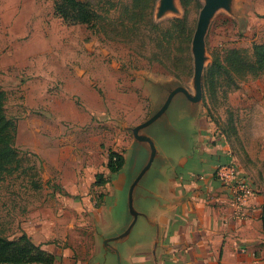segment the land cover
<instances>
[{"label":"rangeland","instance_id":"rangeland-1","mask_svg":"<svg viewBox=\"0 0 264 264\" xmlns=\"http://www.w3.org/2000/svg\"><path fill=\"white\" fill-rule=\"evenodd\" d=\"M89 1L101 14L96 26L64 21L53 0H0V87L21 163L0 177V233L14 238L37 223L48 241L70 247L80 260L99 237L94 217L109 210L114 196L112 214L128 210L131 182L151 144L133 139L127 145L131 127L152 112L154 88L162 82V93L177 84L192 87L191 39L203 3L185 7L180 1L179 14L157 17V0ZM174 19L184 20L177 26ZM261 41L264 0H231L230 9L215 10L204 36L199 123L216 140L223 135L221 149L264 194V72L222 75L214 95L205 88L214 57L223 59L230 47L251 56L252 43ZM247 82L261 92L239 101ZM175 99L145 128L152 135L163 131L167 143L184 108ZM111 149L127 153L116 174L106 164ZM72 182L77 188L69 191Z\"/></svg>","mask_w":264,"mask_h":264},{"label":"crops","instance_id":"crops-1","mask_svg":"<svg viewBox=\"0 0 264 264\" xmlns=\"http://www.w3.org/2000/svg\"><path fill=\"white\" fill-rule=\"evenodd\" d=\"M239 89L243 95L239 101L249 102L250 97L261 92L251 82ZM201 103L196 115L184 123L190 132L187 138H181L183 142L167 147L161 138L157 141L159 155L138 194L137 209L141 214L127 239L111 241L120 250L122 264H264L260 220L264 194L255 192L244 206L243 215L233 213L228 197L212 174L213 166L229 156L219 145L225 138L219 134L216 140L208 125H200ZM122 153L124 165L127 153ZM75 187L76 182L66 185L69 191ZM111 203L106 213L94 217L99 237L84 260L70 253V247L48 241L37 223L24 231L55 255L54 264H118L103 239L121 232L129 216L112 214L115 196Z\"/></svg>","mask_w":264,"mask_h":264},{"label":"trees","instance_id":"trees-1","mask_svg":"<svg viewBox=\"0 0 264 264\" xmlns=\"http://www.w3.org/2000/svg\"><path fill=\"white\" fill-rule=\"evenodd\" d=\"M186 7L190 3L199 4L198 0H180ZM54 11L64 21L72 23H85L96 26L101 14L89 0H53ZM184 19H174L177 26H181ZM191 30L186 32L184 42L188 44ZM264 72V41L252 43V55L247 56L237 47L226 49L223 59L214 57L211 65L205 72V88L211 95L217 91L220 76L233 74L246 77H256ZM235 81L232 79V83ZM5 91L0 87V177L12 173L20 167V155L14 145L16 125L7 117L4 109ZM124 162L122 152L111 149L107 156V168L111 172H117ZM213 164V163H212ZM96 182H104L102 173H96ZM261 230L264 237V204L260 211ZM55 255L43 249L40 244L34 242L23 230L17 237L10 238L0 233V264H24L38 262L42 264H54Z\"/></svg>","mask_w":264,"mask_h":264},{"label":"water","instance_id":"water-1","mask_svg":"<svg viewBox=\"0 0 264 264\" xmlns=\"http://www.w3.org/2000/svg\"><path fill=\"white\" fill-rule=\"evenodd\" d=\"M231 0H203V3L200 7L196 26L191 39V51L194 58L193 65V83L191 89L187 88L182 84H177L169 89L165 90V93H162L160 87L162 83H160L156 88H154L153 100H152V112L150 115L142 120L141 122L135 124L131 127L132 137L133 139L142 140L144 142H149L150 145V154L148 159L142 160V167L138 171V173L134 176L130 188H129V196H128V210H125L124 213L129 216V220L125 226V228L113 235L106 236L103 239V245L110 251H112L116 255V259L118 264H122L120 250L115 245L111 244V241H118L127 239L131 230L133 229L137 218L141 214V212L137 209V199L139 192L142 191L141 187L145 182L146 177H148V170L150 167H154V164L159 155L158 149V140L162 139L164 145L168 147V145H173L176 143H180L183 138L188 137V133L190 132V128L185 126V122L190 118H193L199 108L201 97H202V86H201V73L204 65V36L206 32L207 25L210 21L211 16L220 7L225 9H230ZM168 13L179 14L180 13V0H157L155 15L157 17L163 16ZM158 81H155L157 83ZM165 89V88H164ZM181 93V95H177ZM176 97V103H182L184 108H181L178 114V125L179 127H174V125H170V134L174 137L169 143L163 138V131L152 135L150 131H146V127L155 121L161 114L165 112L168 108L169 104L172 102L173 98ZM175 104V103H174ZM190 111V112H188ZM132 139V140H133ZM185 141V140H184ZM156 158V159H155ZM127 162V157L126 161ZM140 161H138L139 164ZM124 163V165H125ZM122 165L121 168L124 166ZM120 168V169H121ZM138 169V167H136ZM145 177V179L140 183L139 187L136 190L134 195V189L139 182L140 178ZM135 196V197H134Z\"/></svg>","mask_w":264,"mask_h":264},{"label":"built area","instance_id":"built-area-1","mask_svg":"<svg viewBox=\"0 0 264 264\" xmlns=\"http://www.w3.org/2000/svg\"><path fill=\"white\" fill-rule=\"evenodd\" d=\"M213 177L228 197L237 216L244 214V206L254 195L255 191L250 181L241 175L240 169L232 156L217 162L213 168Z\"/></svg>","mask_w":264,"mask_h":264}]
</instances>
